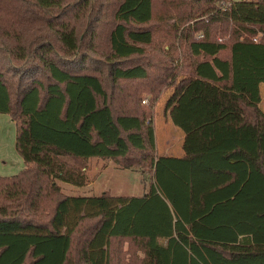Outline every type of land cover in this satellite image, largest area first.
<instances>
[{"label": "trees", "instance_id": "16d2710c", "mask_svg": "<svg viewBox=\"0 0 264 264\" xmlns=\"http://www.w3.org/2000/svg\"><path fill=\"white\" fill-rule=\"evenodd\" d=\"M261 84L264 0H0V113L25 164L0 177V264H129L122 241L138 264H264ZM168 86L190 172L153 156L141 95ZM91 158L152 168L155 185L143 197L65 195L59 183L87 185Z\"/></svg>", "mask_w": 264, "mask_h": 264}, {"label": "rangeland", "instance_id": "374dc122", "mask_svg": "<svg viewBox=\"0 0 264 264\" xmlns=\"http://www.w3.org/2000/svg\"><path fill=\"white\" fill-rule=\"evenodd\" d=\"M242 1V0H234ZM250 1V0H246ZM221 6V3L216 5ZM164 10L162 7H157V10ZM196 20H207V17L197 18ZM184 24L179 27V31L174 42L175 60L173 62L176 71H179L184 62V56L186 52V40L182 30H186L187 26L191 24ZM105 25L99 28V38L96 40L97 54L102 56V52L106 50V41L104 39ZM85 29V27H83ZM230 28L223 32L221 28H218L214 32V40L225 41L229 39ZM182 32V33H181ZM200 35V34H198ZM197 35V36H198ZM196 36V37H197ZM84 38V33H81L80 39ZM163 49H167L169 44L167 42L155 41ZM151 53V51H150ZM226 54H223L225 57ZM121 87L127 95H133L137 84L132 83H119L116 88ZM172 92V87H164L158 95V97L151 101V95L143 93L141 95L140 105L143 109H147V106H151V126L153 128L155 138V151L153 153L154 158L160 153V149L166 147L167 142L170 141L176 148L179 146L180 134L177 132V128L170 123L167 116L166 102ZM260 93L262 95V101L259 106L264 112V84L260 85ZM117 99V96H116ZM115 108L119 106L116 102L113 105ZM135 105H132V108ZM128 108V107H127ZM16 141V124L7 113H0V177L10 178L18 175L25 167L24 161L18 154L15 148ZM168 146V145H167ZM87 168V181L88 184L84 187H70V185H64L59 183L62 192L69 196H83L92 195L97 196L103 193H108L113 196L128 197L130 195L141 196L148 192L150 185H155V175L153 169H141L140 167L124 168L111 160L102 159H90L86 162ZM165 241H162V243ZM119 250H129L130 254H136L137 257H130L129 264H138V258H142V253L137 250L136 244L130 241H122L117 245ZM121 251V252H122ZM121 257H125L120 254Z\"/></svg>", "mask_w": 264, "mask_h": 264}, {"label": "crops", "instance_id": "0c3cea01", "mask_svg": "<svg viewBox=\"0 0 264 264\" xmlns=\"http://www.w3.org/2000/svg\"><path fill=\"white\" fill-rule=\"evenodd\" d=\"M166 109L168 111V113H167L168 119H169L170 123L173 124L172 121L170 120V115H169L170 109L167 107V102H166ZM176 128H177L176 129L177 132L180 134V137H181L180 140H179V146L176 147V148H173L175 145L173 146L172 144H170V141H168L167 142V145L168 146L166 145L165 148L159 150L160 153L158 154L157 157H155V161H157L160 158H171V159H175L178 164H181L183 166V168L185 169L186 172H190L191 171L190 168L193 167L191 165V159H190L191 158V155L183 148L184 133L178 127H176ZM91 159H97V158H91ZM86 172H87V168L85 170V173ZM86 176H87V174H86ZM189 182H191V181H189ZM228 183H230V182H228ZM62 184L69 185V184H65V183H62ZM87 184H88V181H87ZM225 185H227V183ZM70 187H74V186H71L70 185ZM149 189H150V187H149ZM148 192H149V190H148ZM148 192H146L144 195H141V196H137V195H134L133 196V195H130L128 197L129 198H132V197H143V196L147 195ZM83 196H88V195H83ZM89 196H92V195H89ZM162 244L164 245L165 242H163Z\"/></svg>", "mask_w": 264, "mask_h": 264}, {"label": "built area", "instance_id": "2783aa9c", "mask_svg": "<svg viewBox=\"0 0 264 264\" xmlns=\"http://www.w3.org/2000/svg\"><path fill=\"white\" fill-rule=\"evenodd\" d=\"M201 37H202V35H199V36H198V38H201Z\"/></svg>", "mask_w": 264, "mask_h": 264}]
</instances>
